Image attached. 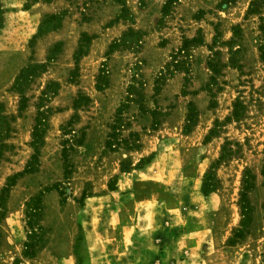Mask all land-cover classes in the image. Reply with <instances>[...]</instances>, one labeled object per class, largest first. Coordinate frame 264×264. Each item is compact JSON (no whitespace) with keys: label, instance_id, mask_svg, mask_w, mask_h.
Returning a JSON list of instances; mask_svg holds the SVG:
<instances>
[{"label":"rangeland","instance_id":"rangeland-1","mask_svg":"<svg viewBox=\"0 0 264 264\" xmlns=\"http://www.w3.org/2000/svg\"><path fill=\"white\" fill-rule=\"evenodd\" d=\"M167 1L0 0V144L7 147L0 195L34 155L42 94L60 86L44 104L53 113L38 165L0 203V264H128L135 256L110 252L132 223L134 235L151 233L178 249L169 264H264V0L222 8V0H181L164 16ZM53 15L63 16V28L34 40ZM130 30L142 34L139 46L106 57ZM86 35L95 39L76 70ZM201 39L203 46L176 56L184 40ZM55 45L62 52L52 55ZM48 58L20 115L15 80ZM174 60L183 71H173ZM102 70L109 86L98 92ZM82 98L89 102L75 110ZM209 172L218 187L205 197ZM246 172L254 182L244 216ZM41 195L45 244L27 259L28 205Z\"/></svg>","mask_w":264,"mask_h":264},{"label":"trees","instance_id":"trees-1","mask_svg":"<svg viewBox=\"0 0 264 264\" xmlns=\"http://www.w3.org/2000/svg\"><path fill=\"white\" fill-rule=\"evenodd\" d=\"M181 0H168L167 3L165 4L162 14L166 16L170 9L171 6L178 3ZM237 0H222L221 4L219 5V8L222 7H227L229 5H232L236 3ZM256 4V3H255ZM6 12L4 11L2 5L0 4V32L4 28V16ZM63 16H46L44 21L41 23L37 35L34 37V40H37L51 32H56L61 29L62 23H63ZM264 29V28H263ZM237 31L234 30V35H237ZM264 34V33H263ZM264 36V35H263ZM83 41L80 44V47L78 51L75 54L74 57V62H75V68L76 70L78 69V64L81 58L85 57L87 54L85 52L86 48L90 46L91 42L95 39V37H89V36H83ZM141 38L142 34L136 33L133 30H130L128 34L124 35L123 39L121 42H116L113 45L109 47V51L106 57H109L111 54L114 52L118 51L119 49L122 48H129L131 45L139 46L141 43ZM203 40H184L182 48L179 49L177 52L176 56L180 55H188L191 48L195 47H200L203 46ZM63 45H55L54 49L52 50V55L53 54H60L62 52ZM262 59H264V43L263 46L260 49ZM50 59L48 58V63L43 64V65H30L26 67L25 69H22L20 74L17 76L13 90L20 96V107H19V114L21 115L27 108V98L25 97V90L27 86H29L36 78H38L40 75H43L46 73L48 66H49ZM173 68L175 72L183 71L181 69V65L179 62L174 60L173 63ZM210 69L214 72V74H219L218 70L213 68L211 64H209ZM170 75V74H169ZM161 80V78H160ZM163 80V79H162ZM158 82H156V85ZM109 86V80H108V73L105 70H102L100 72V76L98 77L97 80V86L96 90L98 92H102ZM60 90L59 84H54L51 83L46 87L45 92L42 94V98H40V103L37 106V118L35 121V127L33 131V136H32V143L31 147L34 150V155L31 158V161L29 162L28 166L26 167V170L13 177L12 179L8 180V183L6 187L2 190V193L0 195V203L4 202L7 198L8 195L13 187H15L17 181L19 178L26 174H30L34 171V167L38 165V160H39V150L42 148L44 145V137L48 131V120L52 116L53 111L51 109H46L44 106L45 103H48L50 101V95L52 97H55L57 93ZM84 101L85 104L89 102L87 98H82V100H78L74 104V109L78 110L81 105H83L81 102ZM235 112L233 115V118H238L240 115V104L236 105L235 107ZM196 110H193L191 112L190 120L189 123L191 125L194 124L195 118H196ZM0 114H3V111L0 112ZM77 116H75L72 121L70 122L71 125H73V121L76 120ZM3 121L5 119L1 118ZM7 125V130L8 132H11L10 125L8 122L6 123ZM213 132L211 133L210 136H213ZM7 147L4 144H0V161L3 157L2 153L3 150L6 149ZM129 169L122 167L121 173H128ZM253 182H254V177L250 174V172L245 173V179L243 181L244 187H243V192L241 194V209L244 213V216H247L249 213V204H248V199H247V192L249 190H252L253 188ZM218 187V181L216 180L215 175L212 172H209L208 175L206 176L205 182L202 186V193L205 197L213 194ZM111 191H114L111 189ZM42 197L41 195L39 198L34 199L30 202L28 205L29 212L27 214V218L29 219V228L31 229V235L28 237V243L25 244V252H24V257L27 259H33L36 255V253L44 248L45 240H44V229L40 226V216L42 213ZM242 231L238 233V236L236 238L242 237ZM233 243V241H231ZM231 244V243H230Z\"/></svg>","mask_w":264,"mask_h":264},{"label":"crops","instance_id":"crops-1","mask_svg":"<svg viewBox=\"0 0 264 264\" xmlns=\"http://www.w3.org/2000/svg\"><path fill=\"white\" fill-rule=\"evenodd\" d=\"M63 24L64 21L62 23V28ZM134 225L135 224L132 223L126 227L130 232L127 237L121 240H115L117 245L113 243V247L115 246L116 252H110V257H113L118 251V255L124 257L127 256V253L135 256L133 261L128 264H169L166 262L178 254V249H175L169 244L167 245L166 243L168 242H164V240L161 241L156 238L154 234L149 233L146 235V233L144 234L138 231L140 233L134 235L133 232L136 231ZM134 236H136V238H134Z\"/></svg>","mask_w":264,"mask_h":264}]
</instances>
